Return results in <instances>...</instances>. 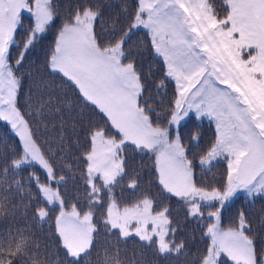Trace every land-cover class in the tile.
I'll return each mask as SVG.
<instances>
[{
    "label": "snow or ice",
    "instance_id": "obj_1",
    "mask_svg": "<svg viewBox=\"0 0 264 264\" xmlns=\"http://www.w3.org/2000/svg\"><path fill=\"white\" fill-rule=\"evenodd\" d=\"M0 122V264H144L121 257L130 239L176 264H264V0H0ZM152 186L204 229L195 252Z\"/></svg>",
    "mask_w": 264,
    "mask_h": 264
},
{
    "label": "trees",
    "instance_id": "obj_2",
    "mask_svg": "<svg viewBox=\"0 0 264 264\" xmlns=\"http://www.w3.org/2000/svg\"><path fill=\"white\" fill-rule=\"evenodd\" d=\"M210 2L212 4H214L217 9H220V4H221V0H210ZM59 23V21H57V24ZM54 31L53 33L50 34V37L54 35ZM140 35H143V31H141L139 33ZM50 42V41H49ZM149 59H151V54L150 53H145V60L148 61ZM157 59L152 60V65L153 67H155L156 63H157ZM57 87L61 90H66L69 93H71L72 89L68 88L66 86H63L60 84V81L57 80L56 82ZM171 91V89H170ZM73 99H75V97H73ZM83 111L84 113V118L85 121H87L89 119L90 113H91V109L90 108H85L83 107L81 104L77 103L76 105V111L80 112ZM67 118V117H66ZM199 130L202 132V137L200 140V145L199 148H193L191 151L192 152H199L200 154H203V151H206L208 147H210L212 141L214 140V124L211 123V121H209L207 118H204L202 121H199ZM187 127L193 128V130H196L193 124L192 120H189L187 122ZM4 122H0V137H3L4 139L8 140L9 143L12 142V134L11 133H7L5 134L4 132ZM66 129H67V137L70 139L75 140L77 135H79V137L83 138L84 135V131L83 128L80 125L76 126L75 132H73V127H72V122L71 120H69V123L66 125ZM183 130V129H182ZM185 143H187V140H185ZM131 156V153H130ZM191 156V153H190ZM197 161H198V156H197ZM132 161L130 160V163ZM135 163L136 164H147L148 163V157L145 156L143 158V160L140 159L139 156H137L135 158ZM226 173V161H218L215 163V166L211 169V172H203L199 167L196 168V174L197 177L200 176H212L215 175L217 180H220L223 178V176ZM79 173L77 172V175ZM24 176H27V172L23 173ZM57 175H61V173H57ZM64 175H69L67 173H64ZM20 178V177H17ZM41 179L43 180V176L41 177ZM149 178L147 176V168L145 167L144 169V180L147 181ZM81 183L80 181H73V180H69L67 188H68V196H70L71 198H67V206L70 209V206L73 202H76V194L79 193L80 195V199H83V195H84V190L83 189H78L75 187V184H79ZM124 184H127V179L124 181ZM149 185L147 183H141V188H148ZM117 193V197L118 199H122V202H125L127 200L130 199V194L128 192L124 193V196L121 198L120 196V188H117L116 190ZM151 194L156 197L157 199V208L155 210H160V207H162L163 205L167 204L171 207L172 211H171V216L170 218L173 220L174 225L175 224H180L182 226V230L179 233V238H187L189 241V248L191 250V252H195L196 251V247L194 246L195 244H200L201 240V233L204 231L203 228H197L196 227V221H187L185 219V214H184V209L177 203V201L175 199L172 200H168L167 198L161 200L159 198V190L158 188H156L155 186L151 187ZM261 203H264V199L257 197L255 198V205L257 208H259V206L261 205ZM36 206H41V205H36ZM241 207H248V203L247 201H245L243 194H241L239 197L236 198L235 202L232 204V206L228 209V211H226L224 213L225 217L229 216L230 213L235 210V209H239ZM58 211V209H57ZM207 211V210H205ZM53 217L55 215V212L52 213ZM99 218V217H98ZM224 227L228 226V221L227 219L224 220L223 225ZM45 235H47V227L48 225H45ZM206 227V225H205ZM37 236L42 240L43 236L40 235V233H37ZM192 237L195 238V241L193 243ZM118 247L121 249V257H129V258H135L137 260L139 259H143L144 260V264H176L175 260L173 257H165L163 255H157L154 252H152L151 250L145 251L144 249H142L141 245L137 242L136 239H130L127 241L126 244H119ZM124 249H127L126 251H124ZM115 250V249H113ZM49 251H52V249H49ZM143 253V255H142ZM95 256H96V252L95 250L93 251V262L95 264ZM53 260L55 259V256L52 257Z\"/></svg>",
    "mask_w": 264,
    "mask_h": 264
}]
</instances>
